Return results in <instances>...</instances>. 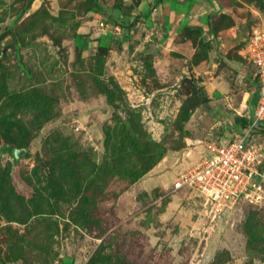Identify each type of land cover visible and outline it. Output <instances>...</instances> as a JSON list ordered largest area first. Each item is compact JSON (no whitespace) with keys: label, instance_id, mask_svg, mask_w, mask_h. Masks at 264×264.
Masks as SVG:
<instances>
[{"label":"rangeland","instance_id":"rangeland-1","mask_svg":"<svg viewBox=\"0 0 264 264\" xmlns=\"http://www.w3.org/2000/svg\"><path fill=\"white\" fill-rule=\"evenodd\" d=\"M220 1L221 26L264 27V0ZM29 2L0 0V264H264V205L213 219L173 189L223 136L195 115V41L157 0Z\"/></svg>","mask_w":264,"mask_h":264},{"label":"crops","instance_id":"crops-1","mask_svg":"<svg viewBox=\"0 0 264 264\" xmlns=\"http://www.w3.org/2000/svg\"><path fill=\"white\" fill-rule=\"evenodd\" d=\"M226 11L220 0H161L148 11L152 24L159 23L172 39L186 27L202 29L203 36L191 49L203 55L195 74L207 101L195 115L210 124L211 132L223 133L225 142L249 126L260 97L258 70L246 55L250 37L218 23Z\"/></svg>","mask_w":264,"mask_h":264},{"label":"built area","instance_id":"built-area-1","mask_svg":"<svg viewBox=\"0 0 264 264\" xmlns=\"http://www.w3.org/2000/svg\"><path fill=\"white\" fill-rule=\"evenodd\" d=\"M246 55L259 76L260 97L251 123L232 140L202 143L208 155L180 173L174 182V191L198 192L213 219L234 209L242 200L264 205V146L253 139L264 126V27L250 36Z\"/></svg>","mask_w":264,"mask_h":264},{"label":"trees","instance_id":"trees-1","mask_svg":"<svg viewBox=\"0 0 264 264\" xmlns=\"http://www.w3.org/2000/svg\"><path fill=\"white\" fill-rule=\"evenodd\" d=\"M33 0H30L29 4L32 2ZM95 1V0H94ZM97 1V0H96ZM160 2L161 0H157V2ZM96 7H97V11H98V8H100V4L99 3H95ZM29 8V5L28 7L25 8V10L23 11V13L21 14V16H23L26 11L28 10ZM126 20V19H125ZM127 22V20H126ZM123 27L125 28H129V26H125V24L123 23ZM9 31L11 30V28L8 29ZM182 36L184 37H187L188 39H193L195 41V44L197 45L198 44V41L200 40V38L203 36V31L202 29H195V28H191V27H186L182 33ZM99 49L100 50H106L108 51V48L107 47H104V46H99ZM200 93L202 94V100L200 103H197L194 108H198L201 104L205 103L207 101V98L205 97V92L204 90L201 88L200 89ZM193 108V109H194ZM190 117V116H189ZM264 128V126H263ZM262 130V129H261ZM16 152H25L24 149H18ZM164 152H161L159 153V159L163 158L164 157ZM151 162L148 164V165H145L144 168L140 171H134L132 172V176H133V179H132V182H136L138 181L139 179H141L145 174H147L148 172L151 171V169L156 165V163H158V159L157 160H153V159H150Z\"/></svg>","mask_w":264,"mask_h":264}]
</instances>
